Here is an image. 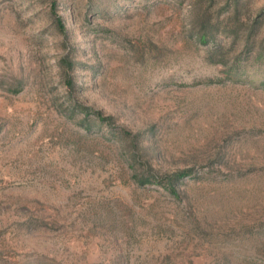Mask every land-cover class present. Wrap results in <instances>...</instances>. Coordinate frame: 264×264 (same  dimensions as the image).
I'll use <instances>...</instances> for the list:
<instances>
[{
    "label": "rangeland",
    "instance_id": "rangeland-1",
    "mask_svg": "<svg viewBox=\"0 0 264 264\" xmlns=\"http://www.w3.org/2000/svg\"><path fill=\"white\" fill-rule=\"evenodd\" d=\"M226 1L0 0V264H264V0Z\"/></svg>",
    "mask_w": 264,
    "mask_h": 264
},
{
    "label": "trees",
    "instance_id": "trees-1",
    "mask_svg": "<svg viewBox=\"0 0 264 264\" xmlns=\"http://www.w3.org/2000/svg\"><path fill=\"white\" fill-rule=\"evenodd\" d=\"M226 4L228 5V7L230 9H233V11L230 12V14H232L230 16L231 19H234L236 21L237 18H239L237 15L238 13L245 7V1L243 0H227ZM219 20V19H218ZM218 20H214L209 14H207L206 11H200L199 9H197V16L195 18V22L198 23V21L203 25L202 30L198 36H200L201 38H203L204 42L206 43H210V42H214V49L215 52L221 56V61H224V56L226 54V52L224 50H222V47L220 44H218L217 42H215V37L217 35V32L219 30V25L220 21ZM59 24H61L60 22H58ZM257 25L258 24H252L250 26H248L247 29V35H246V44L248 46V48L250 49H255L257 48V42L255 40H253V42L250 43V38L253 37V35L255 34V32L257 31ZM235 37H240V33L237 32L235 35ZM261 49L260 51H263L264 53V40L261 41ZM68 65L70 66V68H72V63H68ZM86 109H89L86 107ZM99 119L103 120V117H98ZM148 180H150V178H148Z\"/></svg>",
    "mask_w": 264,
    "mask_h": 264
}]
</instances>
